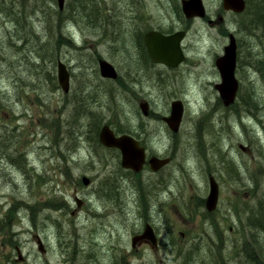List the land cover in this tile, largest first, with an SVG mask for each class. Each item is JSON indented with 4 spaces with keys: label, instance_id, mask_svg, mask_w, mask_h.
<instances>
[{
    "label": "rangeland",
    "instance_id": "374dc122",
    "mask_svg": "<svg viewBox=\"0 0 264 264\" xmlns=\"http://www.w3.org/2000/svg\"><path fill=\"white\" fill-rule=\"evenodd\" d=\"M203 2L208 18L222 17V23L187 20L181 0H100L106 12L116 7L125 32L117 45L102 29L89 32L83 20L59 25L57 0H0V264H66L75 249L90 247H100V264L114 262L115 247L130 264H248L242 245L264 196V74L249 57L250 47L254 55L260 46L241 29L242 14L226 12L222 0ZM149 29L186 31L188 64L177 72L146 61L136 39ZM229 33L239 42L234 114L217 103L220 79L213 74ZM98 55L116 67V82L101 80ZM58 61L70 71L69 93L59 85ZM80 82L97 90L100 129L109 125L118 135H132L151 155L172 157L171 164L159 173L149 166L138 174L124 170L119 153L88 134V118L75 121ZM145 99L155 113L149 117L139 108ZM175 100L188 112L173 135L162 117ZM210 175L220 186L212 216L203 206ZM145 222L179 248L160 245L152 255L129 256L125 249Z\"/></svg>",
    "mask_w": 264,
    "mask_h": 264
},
{
    "label": "water",
    "instance_id": "95a60500",
    "mask_svg": "<svg viewBox=\"0 0 264 264\" xmlns=\"http://www.w3.org/2000/svg\"><path fill=\"white\" fill-rule=\"evenodd\" d=\"M67 0H57L60 10H63ZM223 7L226 11H232L236 14H241L246 9V0H222ZM182 12L186 19L191 20L195 18L204 19L207 15L203 0H181ZM186 31H178L171 35H165L158 31H149L145 34L144 40L147 47L148 54L151 60L157 64H163L169 68H177L182 64L186 56L182 49V41L186 37ZM236 51L237 44L234 35L230 36V42L225 48L224 56L218 59L217 67L221 74L222 82L216 86L221 98L228 106L235 101L238 91V80L235 77L236 69ZM99 71L101 76L107 79H117L118 72L115 67L104 59L98 60ZM58 82L64 93L70 91L71 74L66 64L58 61ZM171 115L164 118L169 128L173 132H178L181 126L184 107L181 101H174L172 103ZM144 115H147V104L140 105ZM100 143L107 149H118L121 152V166L125 170H131L138 174L143 170L146 163V150L140 145V142L133 136L124 134L116 136L109 125H104L99 134ZM240 149L246 151L244 145H240ZM170 163L169 158L152 157L149 160L150 169L153 172H158ZM83 184L90 185V179L83 177ZM210 192L206 200L207 210L212 212L216 209L219 199V186L213 176L209 178ZM81 203H78L80 206ZM144 237L151 239L156 243V237L151 227H147ZM137 238H134L133 242ZM37 244L39 250L44 253V244L37 236Z\"/></svg>",
    "mask_w": 264,
    "mask_h": 264
},
{
    "label": "trees",
    "instance_id": "16d2710c",
    "mask_svg": "<svg viewBox=\"0 0 264 264\" xmlns=\"http://www.w3.org/2000/svg\"><path fill=\"white\" fill-rule=\"evenodd\" d=\"M246 3V10L242 14L240 26L243 31H246L250 37L254 38L255 45L260 46V49L256 51L254 55L253 49L250 47L251 52L249 53V57L256 63V66L253 65V67L260 71L262 75L264 74V0H246ZM116 15V7L106 12L100 8V0H67L63 12L57 11L55 13V21H57L59 25L61 23L65 24L71 22L74 23L75 26H79V21L83 20V27L85 25V28H87L89 32L95 33V31H98L100 35V29H102L104 35H113L117 45H119L125 32L115 20ZM141 39L137 38L136 41L144 50V44ZM66 43L75 50H81L80 47L76 46L73 40H67ZM124 45L125 43H122V47H124ZM144 53L146 54L145 51ZM99 59L100 56L98 55L96 61L98 62ZM83 76L85 77V75ZM82 83L80 82L74 91V107L72 109L74 119L75 121L76 119L78 121H84L85 118H88L90 121L88 134L91 135L94 140L100 142V113L97 107L94 106V104L98 102V93L94 87ZM251 96L255 99V95L251 94ZM251 100L252 98L249 99L248 105L250 109L254 107L250 104L252 103ZM114 183L113 179L107 182L109 187ZM258 204L259 207L254 210L249 217L251 221L249 237H247L245 244L242 245V254L246 259L243 255L242 257L248 264H264V196L259 199ZM52 205H55V203H52Z\"/></svg>",
    "mask_w": 264,
    "mask_h": 264
},
{
    "label": "flooded vegetation",
    "instance_id": "af4514ba",
    "mask_svg": "<svg viewBox=\"0 0 264 264\" xmlns=\"http://www.w3.org/2000/svg\"><path fill=\"white\" fill-rule=\"evenodd\" d=\"M226 12H231V11H226ZM205 20H207V23L210 25V26H215V25H218L220 22L222 23V21H223V18L222 17H219V19L217 20V21H214L213 19H211V18H208V15H206V17L204 18ZM192 20V19H191ZM149 31H159L158 29H149V30H147L146 32H144V34L143 35H141V38H140V36H139V39H141L142 40V42H143V44H144V51L146 52V54L144 53V59L146 60V61H149V62H151L153 65H155V66H160V67H162V68H165V69H169V70H176L177 72L178 71H180L184 66H186L187 64H188V58H187V55H186V53H185V56H186V59H185V61L182 63V64H180L177 68H174V69H172V68H169V67H167V66H165V65H163V64H157V63H154L152 60H151V58H150V56H149V54H148V51H147V47H146V45H145V40H144V36H145V34L146 33H148ZM159 32H161V31H159ZM161 33H163V32H161ZM163 34H165V35H171V33H163ZM173 34V33H172ZM231 35H233L232 33H229L228 34V38H229V41H230V36ZM235 37V36H234ZM185 39V38H184ZM235 39H236V44H237V51H236V69H235V77H236V79L238 80V91H237V94H236V98H235V101L232 103V104H230V105H226L225 104V101L221 98V96H220V94H219V92H218V90H217V88H216V86L217 85H219L221 82H222V78H221V74H220V72H219V70H218V67H217V61H218V59H220L221 57H223L224 56V54L222 55V56H218L216 59H215V69H213V74H214V76L215 77H219V81H220V83H216V84H214V82H212V81H210L212 84H214V89H215V92L218 94V98H217V103L219 104V105H221L222 107H223V109H225V110H228V112H232V110L233 111H235L236 110V108L235 107H237L236 105H238V102H237V99H238V94H239V91H240V81H239V79L237 78V70H238V62H239V60H238V56H239V54H238V47H239V42H238V40H237V38L235 37ZM183 42H184V40H183ZM182 42V43H183ZM227 46V45H226ZM226 46H225V48H226ZM182 47H183V45H182ZM225 48H224V52H225ZM183 49V48H182ZM184 50V49H183ZM100 59H103V58H100ZM240 59V58H239ZM104 60H106V59H104ZM108 61V60H107ZM109 62V61H108ZM111 63V62H110ZM112 64V63H111ZM113 65V64H112ZM114 66V65H113ZM115 67V66H114ZM115 69H116V67H115ZM217 69V70H216ZM116 71H117V69H116ZM118 72V71H117ZM100 77H101V80L102 81H105V82H116L118 79H119V73H118V78L117 79H115V80H113V79H107V78H104L103 76H101V72H100ZM100 80V81H101ZM206 81L208 82L209 80H207L206 79ZM71 82V81H70ZM204 83V82H203ZM70 89H71V86H70ZM70 92V91H69ZM68 92V93H69ZM146 100V99H145ZM175 101H177V100H175ZM178 101H180V100H178ZM174 101H172L171 102V105H172V103H173ZM182 102V101H181ZM184 102V101H183ZM141 104H147V115H144V116H146V117H149V116H151L152 114H155L152 110H151V103L149 102V101H142V102H140L139 103V108H140V110H141V107H140V105ZM183 104V103H182ZM185 104V103H184ZM184 104H183V107H184V113H183V118H182V121H183V119H184V116L186 115V113L188 112V106L185 104V106H184ZM241 107H243V108H246V105L244 104V105H240ZM247 109V108H246ZM171 111H172V106H171ZM171 111H170V115H171ZM247 111H248V109H247ZM141 112H142V110H141ZM143 113V112H142ZM233 113V112H232ZM234 114V113H233ZM238 116H240V112H237L236 113ZM170 115H168V116H164V117H162V121L167 125V128H168V130L173 134V135H176L179 131H180V128H181V126H180V128H179V131L178 132H173L170 128H169V126H168V124L166 123V121L164 120V118H168ZM229 117V116H228ZM181 124H182V122H181ZM113 130V129H112ZM114 131V130H113ZM114 133H115V131H114ZM115 135L116 136H121V135H124V134H120V135H118V134H116L115 133ZM134 137V136H133ZM174 137V136H173ZM135 138V137H134ZM136 140H138L139 142H140V145L141 146H143L144 148H145V150H146V156H147V158H146V163H145V165H144V167H143V169L145 168V167H147V166H149V168H150V165H149V160L152 158V157H157V158H160V159H163V158H161V157H159V156H157V155H151L150 153H149V150L146 148V146H144L143 144H142V142L139 140V139H137V138H135ZM240 145H242V144H240ZM240 145H239V149H240ZM246 147V146H245ZM111 150H116L118 153H119V156H120V165H121V152L118 150V149H111ZM241 150V149H240ZM241 151H243V150H241ZM248 151V149L246 148V151H243V152H247ZM166 158H169L170 159V163L169 164H171V162H172V157H166ZM168 164V165H169ZM167 165V166H168ZM167 166H165V167H167ZM122 167V166H121ZM164 167V168H165ZM164 168H162L161 170H163ZM125 170V169H124ZM151 170V169H150ZM161 170H159L158 172H153L152 170V172L153 173H159V172H161ZM126 171H129V172H133V171H131V170H126ZM134 173V172H133ZM136 174V173H135ZM212 175H210V177H211ZM209 177V178H210ZM214 177V176H213ZM215 178V177H214ZM215 180H216V178H215ZM217 181V180H216ZM218 183V182H217ZM218 186H219V184H218ZM209 192H210V185H209ZM209 195V194H208ZM206 200L207 199H205L204 201H203V206H204V208L206 209V211H207V214H212V213H214L217 209H218V205H219V201H220V186H219V199H218V204H217V206H216V209L214 210V211H212V212H210V211H208L207 210V207H206ZM80 201L77 199V204L79 203ZM81 203V202H80ZM140 204H141V207L142 208H146V207H148L149 206V201L148 200H146V199H140ZM81 206V205H80ZM79 206V207H80ZM202 206V207H203ZM164 210L165 211H167L165 208H164ZM208 216V215H207ZM212 216V215H211ZM168 222V221H167ZM151 227L152 228V230H153V232H154V235H155V237H156V243H154V242H152V240L151 239H148L147 237H144V234H145V231H146V228L147 227ZM166 229L168 230V232H169V226H166ZM180 237H182V238H185L186 237V234L184 233V232H180ZM160 234L157 232V229L156 228H154V226L152 225V224H150V223H148V222H145V224H144V227L142 228V230L140 231V232H137V233H135L131 238V246L129 247V249L128 250H126L125 249V252L126 253H128L129 254V256H131V253L132 252H137V251H143L144 253H148L149 255H152L153 253H154V251L157 253L158 252V250L160 249V245H162L163 246V248H165L166 250H177L179 247L178 246H169V243H166V242H164V240L161 238L160 239ZM134 238H137L136 239V241L135 242H133V240H134ZM170 244H173V243H170ZM245 244V242L243 243V245ZM194 249H196V247L194 248ZM194 249H191V250H194ZM114 251H115V253H114V255H113V263L112 264H130V258L128 259V260H122L119 256H116V252H119V249L117 248V247H115L114 249H113ZM80 255H82V257L80 256ZM111 258V257H110ZM108 259V258H107ZM107 259H105V258H101V260L103 261V262H105ZM190 259V258H189ZM109 260L110 259H108L105 263L106 264H109ZM66 264H100V247H97V248H94V247H90V248H87V249H85L84 251H82V252H80L79 253V251H78V249H75L73 252H71V256H70V258L68 259V261H66Z\"/></svg>",
    "mask_w": 264,
    "mask_h": 264
},
{
    "label": "bare ground",
    "instance_id": "6f19581e",
    "mask_svg": "<svg viewBox=\"0 0 264 264\" xmlns=\"http://www.w3.org/2000/svg\"><path fill=\"white\" fill-rule=\"evenodd\" d=\"M58 4V3H57ZM58 8H59V6H58ZM65 8V7H64ZM59 12H63V10H58ZM66 24V23H65ZM176 33V32H175ZM174 34V33H173ZM36 242H37V237H36Z\"/></svg>",
    "mask_w": 264,
    "mask_h": 264
}]
</instances>
